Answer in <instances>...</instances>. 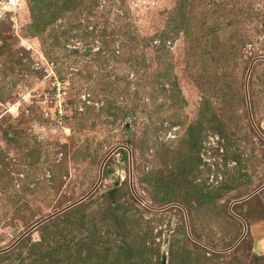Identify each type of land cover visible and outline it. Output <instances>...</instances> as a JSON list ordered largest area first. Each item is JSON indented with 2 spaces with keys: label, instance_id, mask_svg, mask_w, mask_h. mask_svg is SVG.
I'll list each match as a JSON object with an SVG mask.
<instances>
[{
  "label": "rangeland",
  "instance_id": "obj_1",
  "mask_svg": "<svg viewBox=\"0 0 264 264\" xmlns=\"http://www.w3.org/2000/svg\"><path fill=\"white\" fill-rule=\"evenodd\" d=\"M163 255L264 264V0H0V264Z\"/></svg>",
  "mask_w": 264,
  "mask_h": 264
},
{
  "label": "water",
  "instance_id": "obj_2",
  "mask_svg": "<svg viewBox=\"0 0 264 264\" xmlns=\"http://www.w3.org/2000/svg\"><path fill=\"white\" fill-rule=\"evenodd\" d=\"M161 264H165V256L164 255L162 256Z\"/></svg>",
  "mask_w": 264,
  "mask_h": 264
},
{
  "label": "trees",
  "instance_id": "obj_3",
  "mask_svg": "<svg viewBox=\"0 0 264 264\" xmlns=\"http://www.w3.org/2000/svg\"><path fill=\"white\" fill-rule=\"evenodd\" d=\"M34 25H35V23H34ZM110 191H112V190H110ZM111 208H113V207H111ZM41 255H42V256H45V255H44V252H41ZM42 258H43V257H42Z\"/></svg>",
  "mask_w": 264,
  "mask_h": 264
}]
</instances>
